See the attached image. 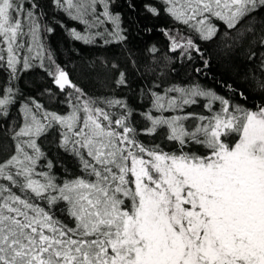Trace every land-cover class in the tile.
<instances>
[{
  "label": "snow or ice",
  "instance_id": "6c2138e0",
  "mask_svg": "<svg viewBox=\"0 0 264 264\" xmlns=\"http://www.w3.org/2000/svg\"><path fill=\"white\" fill-rule=\"evenodd\" d=\"M161 3L200 41L219 37L229 50L247 41L264 92V0ZM50 4L85 26L69 30L77 41L126 39L109 0ZM43 6L0 0V124L11 141L0 158V264H264V101L250 109L199 82L153 84L142 90L141 111L90 94L45 48L42 34L54 29ZM106 22L110 31L89 32ZM165 35L170 51L200 56L196 73L210 68L192 37ZM36 67L64 95L66 112L16 88L20 73ZM114 83L126 86V73Z\"/></svg>",
  "mask_w": 264,
  "mask_h": 264
},
{
  "label": "trees",
  "instance_id": "16d2710c",
  "mask_svg": "<svg viewBox=\"0 0 264 264\" xmlns=\"http://www.w3.org/2000/svg\"><path fill=\"white\" fill-rule=\"evenodd\" d=\"M40 3L44 5V22L54 29L51 34H42L45 48L52 52L56 64L65 68L71 79L90 94L114 95L141 111L145 110L146 104L142 90H147L153 84L166 87L170 82L182 85L199 82L202 86L213 87L218 94L232 99L233 103L240 102L250 109L264 101V92L256 85V80L262 75L258 67L259 60L247 59L250 47L247 41L235 43L233 50L224 48L219 37L212 42L200 41L188 26L174 21L162 10L161 0H109L110 11L113 14L119 13L121 17V28L126 37L123 42L109 44H105L101 38H96L95 43L91 44L75 40L69 30L75 28L83 34L85 26L54 9L50 0H40ZM146 4L161 9L160 14L148 12ZM102 10V7H97V13ZM112 27L106 22L98 28L89 29V32H103L105 29L110 31ZM224 31L221 26V36ZM165 32H171L173 36L179 33L192 37L200 46L203 58L210 61V68L196 73L195 68H203L200 56L193 52V59L189 61L187 57H181L180 50L170 51V40ZM153 48L156 49L155 52L151 51ZM113 64L118 65V69H112ZM119 71L126 73L127 85L117 88L114 81ZM4 76V73H0V82H3ZM14 83L23 96L36 98L52 110L67 111L66 104L62 103L64 95L59 94L44 69L36 67L21 72L20 79ZM226 84L236 90L235 98ZM241 92L244 96L239 95ZM52 93L57 95L53 96ZM218 107L217 104L216 108ZM191 110L208 114L200 106ZM12 122L14 121L10 123ZM3 128L4 125L0 124V158L7 154V145L11 144ZM141 139L145 143L149 142L148 137L141 136ZM50 155L59 159L54 148ZM64 163L72 167V162L67 157L64 158ZM56 170L59 172L60 168Z\"/></svg>",
  "mask_w": 264,
  "mask_h": 264
}]
</instances>
